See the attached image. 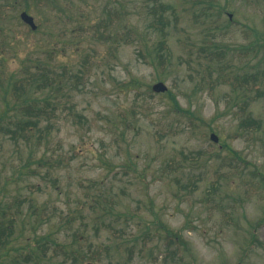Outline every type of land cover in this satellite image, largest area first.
Instances as JSON below:
<instances>
[{
  "label": "rangeland",
  "instance_id": "rangeland-1",
  "mask_svg": "<svg viewBox=\"0 0 264 264\" xmlns=\"http://www.w3.org/2000/svg\"><path fill=\"white\" fill-rule=\"evenodd\" d=\"M162 4L163 27L149 0H0V264H264V0Z\"/></svg>",
  "mask_w": 264,
  "mask_h": 264
},
{
  "label": "trees",
  "instance_id": "trees-1",
  "mask_svg": "<svg viewBox=\"0 0 264 264\" xmlns=\"http://www.w3.org/2000/svg\"><path fill=\"white\" fill-rule=\"evenodd\" d=\"M150 2H152V9L153 12L156 14L154 20L156 24L161 25V27H163L164 23L167 22V18L164 16V13H157V8L161 7L162 9H169L171 8L170 5H164L162 4V0H149ZM163 34L165 35L164 31ZM160 50L157 48L153 51L152 54V58H151V63L155 66V67H159V66H166L167 63L169 62L170 56H171V51L168 48L166 41L164 39L160 40ZM221 53V51L212 49L210 51H208L206 53V55L209 58H213L214 56H218ZM210 65H207V68ZM36 70L34 72H29L28 75L25 77V80H21V82H18L16 80L10 79L9 80V88L14 87L15 90H13V92H15V95L17 96V98L19 99L18 96V92L20 90H23L25 88L24 86V82L26 81V83L28 82V84L32 85V84H36L37 87H41V88H45L47 86H50V84L53 82V78H50L47 76V72L49 70V68L47 66L44 65H40L37 64L36 66ZM247 78V76H246ZM247 81V79H246ZM7 90V89H6ZM17 92V93H16ZM170 92V90L168 91ZM168 94H171L168 93ZM171 98L173 99V109L178 113L181 112L183 114H187V115H193L192 112L187 109V108H182L175 96L172 94L170 95ZM18 99H16V101H19ZM27 102V101H26ZM34 104V105H32ZM22 109H24L27 114L29 115L28 117H26L27 119H23V120H18L17 121V128H9V130H11L12 132V136L15 138L16 136H23L25 138L29 137V133H31V131L33 130L34 127L37 126V124L39 123V120L41 118V116L45 113V108L44 107H38L35 105V101L31 100L30 103H26L24 106L21 107ZM239 124L242 128L245 129H257L260 127V121L258 119L253 118L251 115H246L245 117L241 118V120L239 121ZM225 145L222 144L221 147H224ZM264 222V215L263 217L258 221V223H263ZM166 234L168 235V237H177V239H179V234L175 233L173 230H171L170 228L164 227ZM11 232V224L9 223L8 225H6L4 223V220H2L0 218V248H2L5 243L8 240V237L10 235ZM42 246V245H41Z\"/></svg>",
  "mask_w": 264,
  "mask_h": 264
},
{
  "label": "water",
  "instance_id": "water-1",
  "mask_svg": "<svg viewBox=\"0 0 264 264\" xmlns=\"http://www.w3.org/2000/svg\"><path fill=\"white\" fill-rule=\"evenodd\" d=\"M21 17H22V19H23L25 22H27L28 24H30V26H31L32 28H35V27H36V25H35V23H34V20H33L32 16L28 15L26 12H22V13H21ZM152 89H153L154 91H156V92H162V91L167 90V85H166L164 82H162V81H158V82H156V83H154V84L152 85ZM210 137H211V139H213L214 141H218V136H217L215 133H211V134H210Z\"/></svg>",
  "mask_w": 264,
  "mask_h": 264
}]
</instances>
